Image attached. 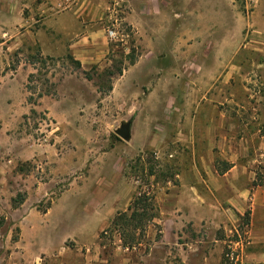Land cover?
Listing matches in <instances>:
<instances>
[{
	"label": "rangeland",
	"instance_id": "obj_1",
	"mask_svg": "<svg viewBox=\"0 0 264 264\" xmlns=\"http://www.w3.org/2000/svg\"><path fill=\"white\" fill-rule=\"evenodd\" d=\"M142 1L123 0L116 17L106 24L107 51L98 62H91L87 54L88 63L82 65L69 49L43 51L37 35L41 17L29 20L32 14L23 5L25 0H0L1 264H6L12 250L55 249L103 250L105 262L98 264H234L230 254L240 255L241 246L247 248L249 209L240 215L225 201L220 200L221 208L211 205L213 195L229 192L211 193L203 183L211 179L210 170L222 171L228 162L218 157V149L214 160L207 157L203 127L194 136L195 144L176 137V124L185 120L184 112L177 109L185 105L182 90L206 81L205 69H199L208 63H191L193 69L179 72L177 80L156 72L166 63L147 59L141 73L132 68L143 56L167 54L168 45L175 42L181 55L219 54L233 61L228 66L238 67L240 73L230 85L247 102L242 118L246 123L254 117L260 122L254 143L258 153L251 148L249 157L238 160L247 173L237 180L264 188V0ZM145 3L153 10L172 12V18L149 20L146 31H136L124 19L126 13L144 9ZM218 40L225 44L219 46ZM119 67L122 76L111 79L104 74L108 70L116 74ZM110 84L113 91L108 92ZM170 87H175L172 95ZM29 98L36 104H30ZM145 102L156 105L153 117L158 124L149 128L150 119L144 118L134 139L122 140L116 131L132 120L136 110L142 114L138 109ZM255 104L257 111L251 109ZM154 139L157 146L137 151ZM187 183L197 185L195 197H201L195 201L194 221L184 219L179 226L160 222L164 201L158 195L168 188L166 192L182 194L187 201L188 192L179 191ZM136 198L150 200V207L143 211V204L139 211L145 227L117 230L111 222L102 224L110 204L121 205L114 221ZM178 213L184 215L185 207ZM162 232L169 245L155 246L163 240ZM68 238L77 241L59 246Z\"/></svg>",
	"mask_w": 264,
	"mask_h": 264
},
{
	"label": "crops",
	"instance_id": "obj_2",
	"mask_svg": "<svg viewBox=\"0 0 264 264\" xmlns=\"http://www.w3.org/2000/svg\"><path fill=\"white\" fill-rule=\"evenodd\" d=\"M148 1L152 0H143L142 2L148 3ZM155 1L158 2L159 0ZM110 2L111 0H25L23 5L32 14L30 21H33L36 16L41 17L42 27L37 31V35L40 38L39 43L44 52H47L45 50L47 47L53 49L51 52H61L64 49H69L74 57L84 65L88 63L87 54L90 56L91 62H98L100 55L107 51L109 39L106 36V24L116 17V10L112 9L113 6ZM146 3L144 9L137 8L130 13H126L124 21H128L136 31H146V24L149 20H163V16L166 15L170 16V19L172 18V12H167L160 7L153 10ZM174 15L176 17L177 13L175 12ZM162 23V21L159 23L160 28H162ZM79 32L80 36H78ZM209 41L211 42L210 39ZM218 42L219 46L225 44V42L219 40ZM147 59L154 63L168 64L157 66L156 72L160 71L171 80H177L179 72H190V69H193L190 66L191 63H208L204 67L202 65L200 67V64H198L200 71L205 69L203 75L202 72L201 75L205 77L206 81L194 88H191L189 84L187 88L182 90L181 102L185 105L181 109H177L184 112L185 120L180 119V122L176 124L178 127L176 137L180 142L186 140L187 143L195 144L194 136L199 133V128L203 127L206 142L209 146L207 157L214 160L216 157L215 151L218 149V157L223 158L232 166L226 171L213 168L215 171L210 170L211 179L209 182L204 181L203 183L211 193L216 192V194L222 195V191L229 192L227 196L217 197L213 195L215 201H211V205L221 208L220 200L225 201V203L234 207L240 215L244 214L245 209H249L251 221L247 232L248 243L247 248L241 252L240 264H264V188L255 187L248 183L243 184L237 180L239 176L247 173V168L242 167L238 160L249 157L251 148L255 153H258L254 143L258 140L260 126L258 118H252V122L249 123H246L247 120H243L242 114L247 109V102L240 98L238 89L230 85L231 80L240 73L236 72L239 68H230L228 66L230 60L219 54H209L200 58L181 55L176 42L168 45L167 54L141 57L132 68V71L138 73L144 71V63L148 62ZM232 62L230 61V63ZM220 80L222 82L218 84ZM174 83L175 85L178 84L175 81ZM174 88L170 87L171 95ZM257 107L258 105L255 104L252 105L251 109L257 111ZM163 109L164 107L161 110ZM138 110L142 114L137 113L136 110L131 117V139H134L136 129L144 118L150 119L149 128L158 124L156 122L157 118L153 117L155 116L153 111H157L156 105L145 102L140 105ZM250 127L251 129H249ZM151 134V132H148V141L151 139ZM157 142L158 140L154 139L152 144L147 143L145 146H140L137 151L144 152L146 148L157 146ZM193 152L195 154V151ZM197 189V185L190 183L180 186V192L187 191L189 194L187 201L182 198V194L172 191L168 193L166 192L168 188L163 189V192L157 198L164 201L163 205L160 206L164 216H162V220L157 217L155 221L159 219L160 222H170L178 226L185 222L184 219L194 221L195 216H197L195 201L201 199V197H197V199L195 197ZM203 201L210 204V200L205 197H203ZM129 205H131L130 201L126 206ZM181 206L185 207L186 213L184 215L178 213ZM120 208L121 205L110 204L105 210L107 216L102 218V224L112 223L114 214H117ZM202 208L206 210V207L203 206ZM204 212V215H211L210 212H206V214ZM103 229L104 226L101 227L99 232ZM162 233L164 234L163 240H160L161 242L156 241L155 246L169 245L166 244L167 235L164 232ZM25 234V229L22 226L21 243H23ZM178 235L179 233L173 234V236ZM71 239L77 241V238H68L61 241L59 246L64 245ZM102 251L72 249L12 250L6 264H98L105 262L100 255Z\"/></svg>",
	"mask_w": 264,
	"mask_h": 264
},
{
	"label": "trees",
	"instance_id": "obj_3",
	"mask_svg": "<svg viewBox=\"0 0 264 264\" xmlns=\"http://www.w3.org/2000/svg\"><path fill=\"white\" fill-rule=\"evenodd\" d=\"M236 1L238 2L239 0H236ZM68 59L73 61L79 69L81 68V63L75 61L72 56H68ZM134 64H135V59L133 58L132 65H134ZM123 72L124 71L122 69H120V67H119V69L117 70L116 74L114 72L109 71V70L106 71L104 74H106L109 77H111V79H114L116 77V75L122 76ZM31 77H34V76L33 75L30 76V79H31ZM87 79L88 80H92V78L89 77V76H88ZM101 89H102V92H103V88H100V91H101ZM111 91H113V85L112 84H110L109 89H108V92H111ZM33 101H34L33 98H29V103L32 104V105L33 104L35 105L36 102H33ZM224 165L226 166V168L224 169L225 171L230 169V167H231L228 164H224ZM149 201H150L149 199L136 198V200L134 201L133 205L129 207L127 213L119 214L118 217L112 222L113 228H115L117 230L118 229L119 230H122V229L125 230V228L130 229V227H132V225H138L137 227H139L143 223V221L140 220L141 215L139 214V211H140V209H141L143 204H144L143 211H146L145 209L150 207V205H148ZM44 214L45 215L48 214V211L44 212ZM152 218H154V217H152ZM135 221H137L136 224H134ZM0 224H1V222H0ZM141 226L145 227V224H142ZM122 240H123V236H122ZM124 241H125V239H124Z\"/></svg>",
	"mask_w": 264,
	"mask_h": 264
},
{
	"label": "water",
	"instance_id": "obj_4",
	"mask_svg": "<svg viewBox=\"0 0 264 264\" xmlns=\"http://www.w3.org/2000/svg\"><path fill=\"white\" fill-rule=\"evenodd\" d=\"M132 121H129L116 131V135L124 141H130L132 138Z\"/></svg>",
	"mask_w": 264,
	"mask_h": 264
},
{
	"label": "built area",
	"instance_id": "obj_5",
	"mask_svg": "<svg viewBox=\"0 0 264 264\" xmlns=\"http://www.w3.org/2000/svg\"><path fill=\"white\" fill-rule=\"evenodd\" d=\"M123 2V0H115V2H114V8L113 9H115L116 10V8L117 7H120V5H121V3ZM110 35H111V37H115L116 38V36H117V34L115 33V32H111L110 33ZM243 247V248H242ZM241 252L242 251H244V246H241ZM236 253L237 252H232L231 254H230V256H229V258H230V260H231V262L232 263H234V264H239L240 263V259H241V254L240 255H236Z\"/></svg>",
	"mask_w": 264,
	"mask_h": 264
}]
</instances>
